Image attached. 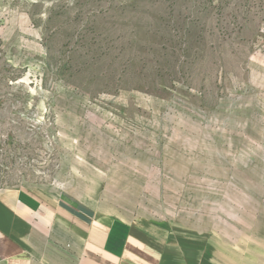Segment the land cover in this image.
Instances as JSON below:
<instances>
[{
    "label": "rangeland",
    "instance_id": "obj_1",
    "mask_svg": "<svg viewBox=\"0 0 264 264\" xmlns=\"http://www.w3.org/2000/svg\"><path fill=\"white\" fill-rule=\"evenodd\" d=\"M9 187L264 264V0H0Z\"/></svg>",
    "mask_w": 264,
    "mask_h": 264
},
{
    "label": "crops",
    "instance_id": "obj_2",
    "mask_svg": "<svg viewBox=\"0 0 264 264\" xmlns=\"http://www.w3.org/2000/svg\"><path fill=\"white\" fill-rule=\"evenodd\" d=\"M98 208L0 189V264H185L181 243Z\"/></svg>",
    "mask_w": 264,
    "mask_h": 264
}]
</instances>
